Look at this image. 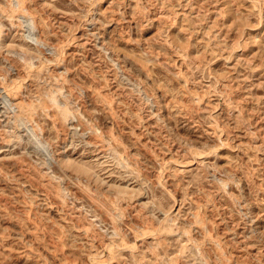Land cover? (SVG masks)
Returning a JSON list of instances; mask_svg holds the SVG:
<instances>
[{
	"label": "rangeland",
	"instance_id": "obj_1",
	"mask_svg": "<svg viewBox=\"0 0 264 264\" xmlns=\"http://www.w3.org/2000/svg\"><path fill=\"white\" fill-rule=\"evenodd\" d=\"M0 264H264V0H0Z\"/></svg>",
	"mask_w": 264,
	"mask_h": 264
}]
</instances>
